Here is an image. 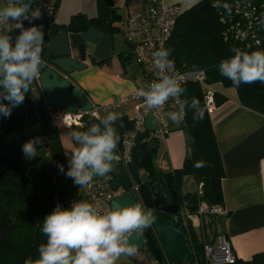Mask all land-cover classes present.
Wrapping results in <instances>:
<instances>
[{"label": "trees", "instance_id": "1", "mask_svg": "<svg viewBox=\"0 0 264 264\" xmlns=\"http://www.w3.org/2000/svg\"><path fill=\"white\" fill-rule=\"evenodd\" d=\"M216 1L223 0H200L177 17L165 46L167 60L176 69L204 70L208 83L220 82L225 87L235 88L244 107L264 115V82L241 83L236 87L221 74V63L236 55L233 48L247 53L264 50V40L257 46L245 48L233 39L225 38L224 26L220 23L214 6ZM97 5L96 18L86 19L82 14H77L71 17L66 26H53L52 31L62 28L83 32L90 26L109 32L116 30L117 26L113 22L118 16L115 15L112 0H97ZM84 51V46H81L82 57ZM3 78L0 73V81ZM181 89L184 116L179 121V127L184 132L187 151L181 167L172 171L176 188L180 191L183 176L191 175L196 184L200 185V194H194L196 198L209 206H221V179L224 170L209 112L203 101L202 88L197 83H187ZM0 95H6L2 84ZM193 98L200 102L197 107L192 106ZM214 99L215 105H219L224 102L225 97L215 92ZM0 103L11 108L10 116L0 113V264H25L26 261L39 258L38 247L47 241L41 229L44 218L57 207L54 203L55 197L62 209L68 208V185L63 178L66 170L65 158L56 128L50 126L48 131L46 122L42 121L41 132L47 135V139L42 145H36L37 156H42L32 158V167H27L22 146L35 136L32 119L39 105L30 98L29 89L25 93L24 101L18 106L13 107L9 101L3 99H0ZM199 109H204V116L197 120L194 117L198 116ZM102 120L107 121L86 117L78 130L80 133L100 135L107 127H112L120 137L118 146L123 135L132 128V122L126 115L117 116L110 124L102 123ZM93 125L99 126V133L91 132ZM157 149L158 140L155 138L143 139L135 146L137 168L151 178L162 173L154 165ZM200 161L204 162V166L197 168L195 165ZM60 166H63V171ZM33 167L35 172L32 171ZM73 185L79 186L75 183ZM190 195L185 194V198ZM176 221L184 233L191 253L188 264H209L203 255L204 235L201 236L195 231L190 220L179 217ZM211 224L213 226V222ZM214 237L215 235L211 239ZM170 260L178 263L174 257ZM230 264H264V259L261 253H256L250 259L237 258Z\"/></svg>", "mask_w": 264, "mask_h": 264}, {"label": "crops", "instance_id": "2", "mask_svg": "<svg viewBox=\"0 0 264 264\" xmlns=\"http://www.w3.org/2000/svg\"><path fill=\"white\" fill-rule=\"evenodd\" d=\"M162 1L186 10L200 0ZM147 4L148 0H112L118 16L113 25L117 29L111 32L100 29L94 42L85 41L81 32L68 31L71 54L85 65L71 73V82L84 92L91 103L109 104L143 83V74L127 55L122 22L127 16L144 12ZM77 14L86 19L96 18L97 0H59L52 24L54 27L66 26ZM80 45L85 48L83 57ZM211 86L219 96L225 97L224 102L214 105L209 112L224 170L221 179L224 214H210L214 216L213 226L229 241L237 258L246 260L261 253L264 259V115L244 107L235 88L225 87L220 82ZM127 107L107 110L103 112L102 119L107 120L109 113L123 115L118 111ZM167 119L170 130L158 139V155L154 160L155 167L162 172L180 168L186 154L183 146L179 145L185 138L184 132L178 130L179 122H173L170 115ZM160 150L164 151L165 159L159 156ZM140 172L146 175L144 171ZM194 182L191 175L183 176L180 192L195 194L198 185L195 191L189 187ZM190 222L198 233L202 220L192 218Z\"/></svg>", "mask_w": 264, "mask_h": 264}, {"label": "clouds", "instance_id": "3", "mask_svg": "<svg viewBox=\"0 0 264 264\" xmlns=\"http://www.w3.org/2000/svg\"><path fill=\"white\" fill-rule=\"evenodd\" d=\"M32 4V0H17L15 5L0 8V20L16 21V27L21 29L14 47L10 37L0 36V73L4 77L0 84L6 92V95H0V99L9 101L13 107L24 101L29 84L38 76L44 63L41 59L44 31L36 26L24 29L21 20L22 17L29 19L28 11ZM40 17L38 8L31 13L32 19ZM232 50L236 55L221 63V74L236 87L241 83L264 82V50L251 53ZM157 55L163 57L164 63L161 60L156 63L160 67L166 66L168 53L157 52ZM181 91L183 89L170 77L153 83L145 94V100L150 108H156ZM199 103L193 98V107ZM0 113L10 116L11 108L0 103ZM203 116L204 109H199L194 119L200 120ZM170 118L176 123L182 119L177 113H171ZM116 119L115 113H109L107 121L101 122L110 124ZM91 132L99 133V126L93 125ZM74 139L80 147L72 154L67 176L73 178L76 185L87 186L94 176L104 177L112 171L120 140L112 127H107L100 135L74 134ZM42 143L39 137L25 142L22 146L25 157L35 158L36 145ZM195 166L202 167L204 162H197ZM60 170L63 171V166ZM113 209L101 214L87 201H79L63 209L57 205L43 220L41 231L47 241L38 247L39 258L25 264H116L122 255L135 254L137 248L130 244V238L134 233L139 234L149 228L154 223V216L151 212L146 214L140 203L127 207L116 205Z\"/></svg>", "mask_w": 264, "mask_h": 264}, {"label": "built area", "instance_id": "4", "mask_svg": "<svg viewBox=\"0 0 264 264\" xmlns=\"http://www.w3.org/2000/svg\"><path fill=\"white\" fill-rule=\"evenodd\" d=\"M1 1L2 6L0 8L17 3V0ZM57 2L58 0H33V4L28 11L29 19L24 20L23 17L21 18L24 29L36 26L37 28H42L45 34L46 25L54 13ZM214 6L218 12L219 21L224 26L223 34L225 38H231L245 48L257 46L264 40V1L223 0L216 1ZM37 8L41 12V17L32 19L31 13ZM183 11L180 6L175 4H165L162 0H148L144 12L135 16H127L123 20L122 31L124 32L127 55L137 64L139 71L144 76V81L141 86L119 100L114 99L111 103L105 105L92 103L89 110L84 111L77 108L74 112L56 109L46 104V111H44L36 86L40 76L39 73L28 87L30 98L39 105V109L34 113V118L32 119L35 136L29 138L28 141L37 137L41 138L43 142L47 139V135L41 132L42 121H45L46 124L48 123L49 127L56 128V119L59 118L66 128L71 129L73 127H81L83 119L86 117L100 120L103 112L107 110L131 106L134 111L133 117L129 119L132 122V128L123 135L120 145L115 150L116 164H121L127 169L128 163L132 160L131 153L132 149L135 148L137 134L141 135V140L152 138L158 140L170 130L168 115L177 113L179 117L183 118L184 116L180 92L170 96L165 104L160 107L150 108L147 105L145 94L151 90L153 83L171 77L180 88L187 83L199 84L203 91L204 104L208 112H210L215 105V90L206 81L204 70L176 69L171 66L168 60L164 67H160L156 63L157 60H161V63H164L163 57L158 56L157 52H165V46L171 36L176 19ZM16 24V21L0 20V36L10 37V43L13 47L21 31V29L16 27ZM41 59L45 62L42 53ZM147 115H152L156 121L157 128L152 132L148 131L144 125ZM111 181L112 177L109 174L102 179L92 180L87 186L68 185L66 192L68 208L76 202L87 201L92 203L101 214L110 211V199L125 191L122 188L115 191L111 190ZM136 188L135 186L134 189ZM199 194L200 185L197 190V195ZM54 203L56 206L59 205V200L56 197ZM210 214L222 215L224 210L220 205L209 206L204 201L197 199L196 209L192 212L183 210L179 217L182 220H192V218L202 220L204 216ZM140 254L142 255L140 256ZM203 255L205 261L209 264H230L237 259L229 241L221 233L216 234L212 240L203 238ZM129 257L133 262L141 264H179L174 263L165 255H163V262H159L148 251L146 246H143Z\"/></svg>", "mask_w": 264, "mask_h": 264}, {"label": "water", "instance_id": "5", "mask_svg": "<svg viewBox=\"0 0 264 264\" xmlns=\"http://www.w3.org/2000/svg\"><path fill=\"white\" fill-rule=\"evenodd\" d=\"M58 3L59 0L46 25L43 39L42 54L45 62L41 66L39 80L36 83L40 103L44 111H46V104L70 112L76 111L77 108L86 111L91 108L92 103L84 92L71 82L70 76L73 71L81 70L85 65L71 54L68 30L52 31V21ZM81 33L85 41L94 42L98 37L99 30L95 26H90ZM81 46L84 45H80L79 48ZM46 125L49 131V124ZM144 125L150 132L157 128L152 115L145 117ZM79 133L78 127L71 128V138L75 148L80 147L74 139V134ZM84 133L90 135L88 132ZM140 141L141 135L137 134L135 146ZM131 154L132 160L128 163L127 169L121 164H116L114 159L112 171L106 174V176L110 174L112 177L111 190L115 191L119 188L125 190L110 199V210H114L113 207L116 205L127 207L140 203L146 214L152 213L154 223L143 232L134 233L130 238V244L135 245L137 250L146 246L159 262H163V255H165L167 258L174 257L179 264H188L191 253L184 233L177 224L176 216H179L183 210L194 211L197 205L196 196L191 194L185 198V194L177 190L172 171L162 172L153 178L146 174L142 178L143 174L135 162V148L132 149ZM104 177L94 176L93 180ZM135 186L136 189H134ZM132 264L141 263L133 262Z\"/></svg>", "mask_w": 264, "mask_h": 264}, {"label": "rangeland", "instance_id": "6", "mask_svg": "<svg viewBox=\"0 0 264 264\" xmlns=\"http://www.w3.org/2000/svg\"><path fill=\"white\" fill-rule=\"evenodd\" d=\"M118 112H121L123 115H126L128 119H131L134 115V111L132 109L131 106L119 110ZM178 130H182L180 127L178 128ZM56 131L58 134V139L60 141V145L62 147L63 150V155L65 158V166H66V170L63 172V178L66 181L67 185H73L74 184V180L73 178L67 176V172L69 170V168L71 167V159H72V154L75 151V146L73 144L72 138H71V129L66 128L63 123L61 122V120L59 118L56 119ZM183 132V130H182ZM180 146H183V150L186 153V140L185 138H183L181 140V143L179 144ZM163 150V149H162ZM160 150L159 151V156L161 158L164 157V151ZM166 151V150H165ZM158 155V154H157ZM156 155V158H157ZM186 155V154H185ZM40 156H42L41 154H38V158H40ZM25 157V155H24ZM26 159V166L27 167H32V159L29 158H25ZM32 171H36V169L34 170V167L32 168ZM38 172V171H37ZM145 175H142V178ZM190 189L193 191L196 190V183H192L189 185ZM183 209V207H182ZM201 222V221H200ZM214 223V218L211 215H206L202 218V228L198 229V234L199 235H204V238L206 240H211L213 235H216L218 233L217 231V227L216 226H212L211 223ZM204 231V233H203ZM142 254H140L141 256ZM133 260L128 256V255H122L117 261L116 264H132Z\"/></svg>", "mask_w": 264, "mask_h": 264}, {"label": "flooded vegetation", "instance_id": "7", "mask_svg": "<svg viewBox=\"0 0 264 264\" xmlns=\"http://www.w3.org/2000/svg\"><path fill=\"white\" fill-rule=\"evenodd\" d=\"M176 218L178 219V218H179V216H176Z\"/></svg>", "mask_w": 264, "mask_h": 264}]
</instances>
